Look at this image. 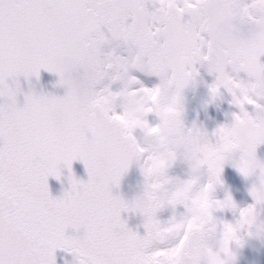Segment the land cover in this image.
<instances>
[{"label":"snow or ice","instance_id":"6c2138e0","mask_svg":"<svg viewBox=\"0 0 264 264\" xmlns=\"http://www.w3.org/2000/svg\"><path fill=\"white\" fill-rule=\"evenodd\" d=\"M196 48L231 50L234 62L208 67L216 75L210 90L216 98L226 89L242 107L235 89L252 76L264 80V0H0V264H56L57 249L73 253L76 264H177L164 258L195 238L201 214L212 219L213 185L201 177L212 163L211 141L196 126L187 128L175 107L181 78L199 75L197 66L188 71ZM41 70L58 74L66 94L31 91L21 104L20 77L39 79ZM136 71L159 83L143 86ZM153 113L154 126L147 119ZM261 144L264 132L249 144L252 157ZM180 155L191 168L186 180L168 174ZM76 160L89 179L73 173L70 189L53 197L49 177L61 179L62 168L71 172ZM136 161L146 191L126 201L113 188ZM234 165L248 175L242 163ZM223 170L216 166L217 177ZM170 180L178 190L162 198ZM179 205L186 209L179 217L158 218L161 209ZM125 211L144 215L145 235L127 226ZM251 212L249 204L234 222L226 220L227 231L233 223L250 225ZM156 224L167 226L164 239L155 238ZM70 228L83 234L69 235ZM257 228L264 231V224ZM228 244L226 237L221 250ZM209 257L183 264H228L218 254Z\"/></svg>","mask_w":264,"mask_h":264},{"label":"clouds","instance_id":"9594fccd","mask_svg":"<svg viewBox=\"0 0 264 264\" xmlns=\"http://www.w3.org/2000/svg\"><path fill=\"white\" fill-rule=\"evenodd\" d=\"M225 59L234 62L237 58L231 50L227 49L222 54L217 53L215 48L201 54L199 48H196L192 56L193 64L188 71L191 72L192 67L195 66L206 65L209 67L210 65L222 64ZM181 79L184 86L180 90V97L175 107L182 113L183 117L185 110L184 92L197 80V76L186 75ZM229 79L230 76L226 74L223 82H227ZM235 91V99L242 105V107H237L238 112H236L240 117L239 121L234 118L230 124H226L227 127L222 136L215 137L214 140L208 138L211 141L209 151L211 152L212 163L206 169V182L203 183L205 186L209 182L213 185L211 192L208 194L211 202L212 219L209 220L206 214H201L200 226L194 229L195 238L187 242L178 255L165 257L164 259L166 260L172 259L177 264H183L188 259L200 258L206 260L210 258L209 254H218L221 259L228 261V264H235L238 258V249L243 247L249 239H264V231H259L257 228V225L264 224V160L258 157L254 158L248 152L250 142L260 132H264V80L258 76L249 77ZM230 161L234 164L242 163L247 168L248 175L245 177L253 180L250 192L253 189L256 192L255 197L251 195L253 203L251 204L252 212L249 218L253 222L244 226L233 223V231L231 233L225 227L226 220L216 215L218 212L230 211L234 216L238 217L240 211L245 208H241L234 199L231 202L227 201V195L222 200L216 198L218 189L224 186L222 174L219 177L216 175V166L222 163L224 167ZM136 162L140 163V161ZM204 171L202 170L201 177ZM199 184L200 181L198 180L197 184L193 186L196 190L192 197L193 199L199 195ZM177 190L176 181H167V188L162 198L170 199ZM145 191L144 184L142 194ZM153 196L160 197V194L153 193ZM217 200L222 201L223 204H216L215 201ZM154 232L156 239H164L169 234L167 226L161 224L154 226ZM226 237L229 240V244L228 251L224 252L221 249Z\"/></svg>","mask_w":264,"mask_h":264},{"label":"water","instance_id":"95a60500","mask_svg":"<svg viewBox=\"0 0 264 264\" xmlns=\"http://www.w3.org/2000/svg\"><path fill=\"white\" fill-rule=\"evenodd\" d=\"M197 67L208 74H213L208 71V67L206 65ZM59 80L60 77L58 74L48 72L47 70H41L39 79L32 77L29 80L28 78L20 77V85L22 89L21 95L19 96L20 103H24V93L31 91H35L38 94L64 96L67 89L59 84ZM191 87L192 85H190L184 92L185 110L182 119L184 121L185 115L188 118V123L184 121V124L187 128H191L193 126L199 127L208 133L209 138L214 140L215 137L213 136V133L218 127L213 126L211 123L204 125L203 122L200 121V111L189 107L188 97L192 92ZM216 110L217 116L220 117L222 110L219 107H216ZM205 119L207 120L206 115ZM227 119L229 120L228 124H230L234 119L233 113L230 109H228L227 112ZM257 157L264 160V144L258 146ZM139 164L140 163L134 162L121 179L119 187L113 188V193L115 195L122 196L126 201H134L142 194L145 181L141 177ZM73 173L78 180L86 182L89 179L88 170L84 162L76 160L72 164L71 172H69L67 168H62L61 179L58 180L54 176L49 177L48 183L53 197H61L66 190L70 189V177ZM222 178L224 186L218 189L220 192L227 195L230 193L237 203L242 202V200L246 198L253 201V197L250 192L253 180L246 178L231 161L225 164ZM122 219L126 221L127 226L131 230L138 232L142 236L146 234L147 229L144 227L145 217L142 213L138 211H125L122 213ZM68 234L77 236L82 235L83 231L81 230L80 232H77L75 229L70 228ZM55 255L56 264H76V257L71 252L63 249H57ZM235 264H264V239H249L243 247L238 249V258Z\"/></svg>","mask_w":264,"mask_h":264},{"label":"rangeland","instance_id":"374dc122","mask_svg":"<svg viewBox=\"0 0 264 264\" xmlns=\"http://www.w3.org/2000/svg\"><path fill=\"white\" fill-rule=\"evenodd\" d=\"M118 51L120 52V54H123V55H127V52L126 51H123V49H118ZM133 75L137 76V78L140 80V79H145V80H148V81H151V82H154L156 81L157 84L159 83V79L158 77L156 76H150V75H147L146 73H143L142 75L136 71V72H133ZM157 78V79H156ZM141 81V80H140ZM142 82V81H141ZM122 85H114V89H118L119 87H121ZM193 89H194V95H193V100L195 101L196 105L198 106H201L202 109H205L207 107V105L210 103V102H213L214 104H216L218 101H220L219 97L220 96H217L216 98H213V95L211 93V90L210 91H207V88H206V85L204 84L203 82V78L199 77L197 78V80L194 82L193 84ZM223 93V90L221 89V94ZM147 119L153 123V125L156 124V122L158 123V117L155 116V114H150ZM140 135H142L144 137V133H143V130H140L138 129L137 130ZM174 165L176 167H171L169 170H168V174L169 176L173 177V178H176L178 180H186L189 178V175H190V166H189V163L184 159V157L182 155L178 156L176 162L174 163ZM202 182H206V170L204 171V173L202 174ZM216 198L217 199H224L225 198V195L223 196L222 194H220L219 192L216 193ZM177 210H174L171 212V215H176L180 212H185L186 209L184 208L183 205H179L176 207ZM231 212H218L216 213L217 216L221 217L222 219H230V214Z\"/></svg>","mask_w":264,"mask_h":264},{"label":"bare ground","instance_id":"6f19581e","mask_svg":"<svg viewBox=\"0 0 264 264\" xmlns=\"http://www.w3.org/2000/svg\"><path fill=\"white\" fill-rule=\"evenodd\" d=\"M142 84L143 86H147V87H154L155 85H157L156 81L154 82H151V81H148V80H143L142 81ZM137 138L141 141H143V136L142 135H136ZM142 163V162H141ZM140 174H141V177L145 180V177L143 175V172H142V168H141V164H140ZM165 211V210H164ZM164 211H161L159 214H158V218L163 221V222H166L168 221V218L164 215ZM166 214V213H165Z\"/></svg>","mask_w":264,"mask_h":264}]
</instances>
